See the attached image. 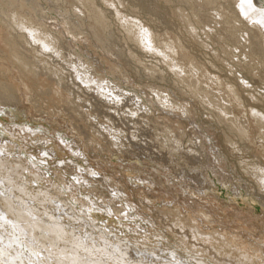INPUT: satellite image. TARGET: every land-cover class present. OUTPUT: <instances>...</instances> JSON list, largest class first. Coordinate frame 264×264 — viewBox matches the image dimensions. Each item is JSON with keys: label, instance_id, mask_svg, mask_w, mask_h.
<instances>
[{"label": "rangeland", "instance_id": "obj_1", "mask_svg": "<svg viewBox=\"0 0 264 264\" xmlns=\"http://www.w3.org/2000/svg\"><path fill=\"white\" fill-rule=\"evenodd\" d=\"M39 1L42 6H38L34 0H0V19L5 23L6 20L7 23L10 22L12 11L19 12L23 9L29 14L26 17L21 13L22 16L28 18L34 14L39 20H43L41 13L46 14L48 18L43 21L53 31L56 28L55 31L58 30L63 35L61 43L63 55L65 54L57 57L47 52L43 56L45 62L37 60L36 63L26 56L29 53L21 46H15L11 56L0 53V145L5 143V147L8 145L7 148L12 150L9 158L15 159L18 156L23 159L27 169L23 170V177L17 178L16 182L30 187L28 195L15 187L14 192L10 193L12 199L21 204L23 198L31 206L36 205L39 213H44L40 215L44 219L43 223L47 224L48 220L51 221L48 224L62 223L67 228L66 231L69 229L84 239L88 237L87 241L93 240V245L97 246L94 247L95 253L97 248H101L99 244L102 241L98 237L102 233L108 240L121 239V242L128 243L130 247L127 250L129 255L127 257L126 254L125 257L127 264H165L168 260L174 264L224 263L222 259L215 260L207 254L186 249L190 246L185 248L165 229V222L174 219L176 213L182 218H188L190 224L199 223L200 229L204 231L235 235L236 239L250 244L253 254H263V194L259 192L254 176L248 172L253 163L263 165V158H260L255 144L241 139L215 117L211 118L207 110L208 104L193 96L191 90L178 80L160 55L145 51L128 39L122 22L115 13L118 9L122 16L141 22L142 26H147L151 33H155L154 36L163 40H180V45L190 57L179 55L175 57L176 60L184 65L186 71L192 70V67L195 69L190 62L201 66L197 71H188L185 77L193 75L192 79H197L211 91L212 97L221 104L230 105L233 112L231 115L236 114L235 117H240L238 120L242 121L245 113L243 109L253 106L261 113L264 111L263 70L258 68L260 64L257 66L254 58L250 64L243 63V52L234 48L237 44L224 32L225 24L217 25L221 27L219 33L226 35L225 39L214 35L207 37L203 33L205 25H214L212 17L215 18L221 12L222 6L228 12L234 7L235 0H114V6L107 5L103 0H95L96 6L103 13L105 11L107 26L105 24V27L97 28L99 34L103 31L100 34L102 40L90 30L87 20H84L81 29L77 27L81 33L76 36L70 33L67 22L64 23L63 20L69 18L77 23L73 12L82 7L76 0ZM259 5L263 7L264 0H259ZM183 18H187V22H191L196 29L197 39L190 36ZM223 50L229 53L224 54ZM255 57L263 60L262 53H257ZM78 62L81 70L89 67L92 77L111 83L116 92L125 94L123 101L119 105L104 103L93 98L89 91L81 87L78 90L73 84L76 74L73 63ZM14 64H19L22 72L19 76L20 89L27 97L23 102L20 101L16 88L11 85V80H14L11 74H18ZM51 72L57 75L54 77ZM28 74L31 77L36 74L47 75L56 81L63 75L58 82H54L67 96L69 94V104L64 106L53 101L49 86L35 88L31 92L22 87V77H27ZM242 79L247 87H242ZM231 84L238 88L243 105L241 108L236 107L227 94L226 85L232 86ZM82 86L85 87L84 84ZM210 87L216 88L215 91ZM157 91L168 93L179 105H187L189 114L180 113L179 105L176 104L177 111L167 110L158 100ZM203 100L206 102V99ZM130 113L133 114L132 118ZM167 117L170 119L167 120ZM112 134H119L120 137V140L116 139L118 142L115 139L112 141L115 144L111 142ZM231 140L236 142L237 150L232 149L234 147L229 143ZM119 142L120 145L116 144ZM1 186L3 185L0 183ZM2 189L3 187L0 192L9 193ZM46 192L53 194L54 198L43 199L47 197ZM82 203L90 206L85 207ZM110 206L118 207L122 212L118 215L114 209L116 213H112L113 208H109ZM148 208L153 211L150 212ZM51 214L58 221H53ZM190 216L199 220L194 223L189 220ZM2 228L0 237L6 238L4 231L9 230L6 226L4 228L7 230ZM18 244L14 246L26 253L28 248H23L24 242ZM60 244L64 245V242H57L60 250L56 251L63 249ZM106 248L112 249L114 254L110 253L108 259L116 261L118 250H114L110 244ZM251 251H248L251 258L258 259V256L252 257ZM170 253H174L176 258ZM6 256L8 257L7 254ZM0 261L2 263L1 259ZM24 262L27 264L29 261L25 259Z\"/></svg>", "mask_w": 264, "mask_h": 264}, {"label": "bare ground", "instance_id": "obj_2", "mask_svg": "<svg viewBox=\"0 0 264 264\" xmlns=\"http://www.w3.org/2000/svg\"><path fill=\"white\" fill-rule=\"evenodd\" d=\"M103 1L106 2V4L110 5V6H114V3H115L114 0L112 2H111V0H103ZM115 1H117V0H115ZM205 1H207V0H205ZM34 2L37 3L38 6H42V4L40 3L39 0H34ZM76 2H78L82 7V8H77L78 11L74 10V12H73V15L77 18V23H75V21L73 19H69V18L68 19L64 18L65 20H63V22L65 21L64 23L67 22L66 24H68V29H69L70 33L72 34V36L73 35L76 36L79 33H81V31H80L81 26L83 25L84 20H87L90 23V25H89L91 28L90 30L92 32L96 33L97 36L101 37L100 34L103 31L99 34L98 33L99 29H97V28L98 27L101 28L103 26L105 27V24L107 26V23L105 21L106 18L104 16L105 11L103 13V10H101L99 7L96 6L95 0H76ZM233 2H234V5H233L234 7L233 8L230 7L231 9L228 12L225 11L226 10L225 7H224L225 9H223V6L219 5V6H222V9H220L221 12H219L217 15H215V18L212 17L213 18L212 23L214 25L213 26H210L208 24L205 25L203 27V33L207 37L214 35V36L218 37L219 39H220V37L225 39L226 35H222L221 33H219L220 32L219 29L221 27L220 26L217 27V25L225 24L226 28H225V31L224 30L223 31L228 33L233 38L235 43L237 44L236 46H234V48L242 50V52H243L242 55L244 57L243 63L244 64H248V63L250 64L253 61V58L256 59V61H257V62H255L256 65L258 66V64H260L258 68L263 70V80H264V6L260 7L259 0H235ZM211 3H210V5L213 4V3L212 4ZM122 5H123V3H122ZM22 7L23 8L25 7L24 3L22 4ZM114 8H116V7H114ZM117 8H119V7H117ZM117 10L115 11V13H116L117 17L119 18V20L122 22L121 23L122 27L125 29L126 34L128 36V39L133 40L135 43H137L145 51L152 52L153 54H156V55H160L162 57L163 61L170 68V70H172L175 73L178 80L180 82H182V84L184 83L186 85V87L191 90V92L193 93V96H196L198 99H200L202 103L208 104V105L206 104L209 107L207 110L210 112V114L209 113L208 114L211 118L215 117L219 121V123L221 122V123L225 124L227 126V128L234 131L241 139L247 140V142H250V144L251 143L255 144V146H256L255 149L257 148V151L259 153L260 158H263V163H262L263 165H260V163L259 164L253 163V165L250 166L248 172H250L254 176V178L257 182V185H258V190L261 193V195L263 194V203H264V111H263V113H261L255 107L250 106L249 108L247 107L248 109H243V111L245 113L243 114L244 119L242 121L238 120L240 117H238V118L235 117L236 114L232 116L231 114H233V112L231 110L232 107H230V105L228 106V105H225L223 103L221 104L219 102V100L214 99V97H212V95L210 94L211 91H209L205 87H203L201 85V83L198 82L197 79H192V78H194L193 75H190L192 78L191 77L190 78L185 77L186 76L185 74H187L188 71L189 72L192 70L197 71L198 69H200L201 66H197L196 64H193L192 62H190V64L192 66H194L195 69H193V67H192V70L186 71L184 65L182 66V64H180V62H178V60H176L175 57H179V55L180 56L183 55L184 57H187V56L190 57L189 55L186 54L185 50H183L182 46L180 45V42H179L180 40L178 41L177 39H173V38L172 39L169 38V40H163L162 38H159V36H154L155 33H151L152 31H150L148 28H146L147 26L145 27L144 24H143L144 26H142L141 22L139 23L135 19H129V18H127L126 15H125L126 17L122 16L121 15L122 13L119 11L121 13L120 14ZM201 12H202V8H201ZM21 13L25 14L26 17H27V14H29V13L26 14V12L22 9V10H19V12L12 11L10 19H9L10 22H8V23H7V20L5 23L4 21H2L0 19V53L4 54L6 56H11L12 51L14 50V47L15 46H18V47L21 46V47H24V49L27 53H29L26 56L31 58L32 61H34L36 63H37V60H39L38 62H43L44 61L43 56H45L44 54H46L47 52H50L57 57L65 56V54L63 55V51H62L63 50L62 49L63 44L61 43L64 40V39H62L63 35L61 36L60 33L57 32L58 30L55 31L56 28H54L55 30L53 31L51 29L52 27L49 28V26L43 21L44 19L48 18V16L46 14L41 13V17L43 18V20H39V19H37V17L34 14H32L30 17L26 18L25 16H22ZM39 14H40V12H39ZM197 14H198V12H197ZM191 15H193V14H191ZM228 15H231L230 19L229 18L227 19ZM186 16H188V14H186ZM197 16H195V17H197ZM187 18H183V20L185 21L186 26H187L186 27L187 31L189 32L190 36H192L194 39H197L198 32L193 27V25L190 24L191 22L190 23L187 22ZM189 20H190V18H189ZM13 25L16 27H14ZM53 26H55V25H53ZM77 27H79L80 29H77ZM77 30H79V32H77ZM104 35L102 34V36H104ZM84 36H85L84 38L87 37L86 35H84ZM14 37L19 38L20 40H17ZM100 39L102 40V37ZM106 39H107V37H106ZM107 46L110 47L109 45H106V47ZM184 49H185V46H184ZM225 52H226V54L229 53L227 50H223L224 54H225ZM257 53H259V55H261V53L263 54V60L258 58V57H255ZM48 63H50V62H48ZM70 65H72V64H70ZM79 66H80L79 62L73 63V68L76 71L75 77L73 79L74 80L73 84H75L78 87V90H79V87H81L84 90L89 91L90 94L93 95V98L96 97L98 100H100L101 102H104V103H107V102L112 103L113 102V105L114 104L116 105L118 103H121V101H123V98H124L123 96H125V94H121L119 92H116L113 89L114 87L111 86V83H108L107 81H104V80H101V79H98L95 77H92V75L89 74V72H91V71H89V69H90L89 67H86L85 69L81 70L79 68ZM13 67L17 71L18 74H14V73L11 74L12 79H14V80H11L12 81L11 85H13V87L16 88L15 90H17L18 94H20V98H21L20 101L22 100V102H23V101L27 100V97H26V93L23 94L21 89H20V82L19 81L21 79H19L20 78L19 76H20V74H22V72L19 69V64H14ZM6 69H7V66H6ZM63 69L64 68H62V70ZM52 73L54 74L53 75L54 77H55V75H57V73L55 74L54 72H51L50 74L52 75ZM59 73H62V72L59 71ZM151 74H154V72H151ZM62 76L63 75H61L60 78ZM22 78L24 80L22 87H24L25 89H29L30 92L34 91L35 88L40 89L44 86H49L51 89V95H52L53 101H55L56 103L64 104V106L69 104L68 103L69 102V98H68L69 94L67 96V94L61 88H59V86H57L58 84L57 85L55 84V82H58V80L60 78L57 79V81H56V80H53V78L51 76L49 78V77H47V75L44 76V75H40V74H38V75L36 74L34 77H31V74H28L27 77H22ZM243 80L244 79L241 80L242 81V87H244V86L247 87V83ZM53 82H54V84H53ZM82 84H84L85 87H83ZM217 84H215V85H217ZM218 85H220V84H218ZM7 86H8V84H7ZM226 87H227V94L230 98V101L233 102V104L236 107L241 108L243 105H242V101H241V97H240L238 88H236V86H234V85H232V86L226 85ZM215 89H212V90L215 91ZM222 89H224V88H222ZM4 91H5V89H4ZM12 91H13V89H12ZM76 92H78V91H76ZM218 92H220V90ZM156 94H157L158 100L163 103V105L166 107V109L169 108L170 110L172 109L171 111H173L176 109L175 104L179 105V104L175 103L174 100H172L173 98L169 97L168 93L163 94L160 91L159 92L157 91ZM220 94H222V93L220 92ZM224 95H225V92H224ZM1 96H2V93H1ZM3 96H5V95H3ZM13 96H15V95H13ZM87 96H90V95H87ZM5 97L8 98L9 96L6 95ZM17 97H19V96H17ZM12 98H14V97H12ZM203 99H206V102H204ZM224 99H226V98L224 97ZM14 100H16V98H14ZM89 100H90V98H89ZM133 100H134V98H133ZM139 101H140V99H139ZM140 102H142V101H140ZM17 103H19V102H17ZM135 103H136V100H135ZM226 104H227V102H226ZM138 105H140V104H138ZM180 105H179L178 111L182 114H185V113L189 114V110L187 108V105H182V104H180ZM134 108H136V106ZM169 109H167V110H169ZM175 111H177V110H175ZM243 111H242V113H243ZM141 113H143V112H141ZM132 115L133 114L130 113V117ZM239 115H241V113ZM135 116H136V114H135ZM141 116H142V114H141ZM169 119L170 118H168L167 120H169ZM115 132H117V131H115ZM118 132H120V131H118ZM118 135L119 134H112L113 139L111 140V142L114 139L116 140L118 138L120 140V137H118ZM122 135L124 136V134H122ZM123 136H121V137H123ZM123 139L125 140V137ZM123 139H121V141ZM229 143L231 144L232 147H234V148H232L233 150L238 149L237 148L238 146H237L235 141L231 140V141H229ZM112 144H115V142L114 143L112 142ZM116 144L120 145L121 142L116 143ZM178 145H176V146H178ZM7 147H8V145L5 147V143L3 145H0V183L3 185V186H1V187H3L2 190H5V191L7 190L9 192L8 194L3 193V191L0 192V228L1 227L4 228V226H6L9 230V231H4V232H6L7 235L3 233L4 236L6 235V238L4 237L5 239L0 237V259L2 260V263L0 261V264H25V262H24L25 259H27L29 261L27 264H114L113 263L114 259L112 262L108 259L109 254L110 253L112 254V252H113L112 249L106 248V245H109V244L112 245L114 250H118V252H119V254L117 256L115 255L117 257L116 261H114V262H116L115 264H127L128 263V261L125 259V257L127 254V250L130 247H129L128 243L121 242L122 241L121 239L118 238L119 241H115L114 239L108 240V239H106V235L104 233H102V236L98 237V240L102 241L99 244V246L101 248H97V250H96L97 253H95L94 247H97V246L93 245V242H92L93 240L87 241L88 237H86L87 239H84V237L80 236L78 233L74 234V233H72L73 231L71 232L69 229H68V231H70V232L66 231L67 228H64V225L62 223L54 222L52 224H48V221H50V220L47 221V224L43 223L44 219H43V217H41L43 212L39 213V208L36 207V205L31 206L30 203L26 199H23L21 197V195H19L20 198H22V202L20 201L21 204L19 202L16 203V201H14L12 199V197L10 196V193L14 192L13 189L15 187H16V189L23 192L24 194L29 193L28 191H29L30 187H27L25 184H22V183L21 184L17 183L18 182L17 178L23 177V175H24L23 170H26L27 166L25 165L23 159L19 158L18 156H16V157L13 156V157H15V159L19 158L18 160L9 158L10 155L12 156V152H11L12 150H10ZM115 147H116V145H115ZM177 148L179 149V147H177ZM2 155H5V156H2ZM30 172H31V170H30ZM34 173L38 174L36 171ZM32 177H33V175H32ZM36 180H39V178H37ZM45 180H46V178H45ZM25 183H27V182H25ZM1 187H0V189H1ZM53 189H54V187H53ZM45 195H47V197H43V199H45V200H51L52 198H54L53 194H51L49 192H46ZM124 195H126V193ZM141 198H143V197H141ZM143 199L149 200L146 197ZM16 204H18V205H16ZM129 205H130V207L132 206L131 204H129ZM83 206L86 207V206H90V205H88V204L86 205V203H84ZM199 206H200V204H199ZM134 207H136V204L134 205ZM109 208H113V207L110 206ZM114 209L117 211L118 215L122 212V209H118V207H116V208L112 209V213H116V211L115 212L113 211ZM104 210H105V207H104ZM148 210H149V208H148ZM150 210L153 211L152 208ZM196 210H198V209H196ZM154 211H155V209H154ZM201 211H204V210H201ZM157 212H160V211L157 210ZM84 213H86V212H84ZM87 213H89V212L87 211ZM160 213H162V212H160ZM163 213H165V212H163ZM174 213H176V212H174ZM180 213H181V211H180ZM154 214H156V213H154ZM178 214L179 213H176L175 217L173 216L174 219H170V221L165 222V224L167 225V228H165V229H167V231L170 232V234H173V236H175L177 238V240L179 241V243L181 245H183L185 248L187 246L191 247V249H190V247H187L186 249L193 250V251H199L204 255L207 254L208 256H210L212 259H215V260L222 259V261L224 262L223 264H264V253L261 255H257V253L253 254V252L251 251L252 248H250V244L246 243V241H243L241 239H236L235 235H231V234L228 235L226 233L220 234L217 232L204 231V230L200 229L199 223H195V222H197V220H199L198 218L190 216L189 220H191L192 222L195 223V224H193V223L190 224L187 221L188 218L186 219V217L184 216V218L186 219V220H184V218H182ZM36 215L39 217H37ZM83 216H86V215H83ZM158 216H160V215H158ZM50 218H53L52 219L53 221L57 220L55 217L52 216V214L50 215ZM162 219H163V216H162ZM83 220L87 221L86 218H83ZM89 220H91V219L89 218ZM7 228H4V229L7 230ZM0 232H1V230H0ZM78 232L80 233V231H78ZM176 232H177V235H176ZM3 234H2V236H3ZM107 234H108V232H107ZM82 237H83V239H82ZM10 239H12V240H10ZM22 241L24 242V247L23 246L22 247L25 249H26V247L28 248L26 253H24L22 250H21L22 251L21 252L17 247L14 246L15 244L22 243ZM57 242H59V243L64 242V245L60 244L61 246H63L64 250L62 249L61 251H56L57 249H59V245H57ZM18 245H16V246H18ZM256 245H258V244H256ZM146 246L147 245L145 244V247ZM20 247H21V245H20ZM67 248H69V249H67ZM6 250H11V251H8L9 253H7ZM134 250H136V249H134ZM138 250H140V249L138 248ZM138 250H137V252H138ZM152 250L154 251V249H152ZM248 251L252 252V257H253V255L258 256V259H256V260L254 258L252 259L251 253H249ZM93 252H94V255H92ZM5 253L8 255V257L6 256ZM173 254H171L172 257H174ZM112 255L114 256V254H112ZM128 255L129 254H127V257H128ZM92 256L94 258H92ZM196 256H197V254H196ZM226 257L228 259H226ZM174 258H176V255ZM177 259H180V258H177ZM174 261L177 262V260H175V259H174ZM174 261H172V262H174ZM155 262L157 263V261H155ZM133 264H137V263L134 262ZM165 264H174V263H171L170 260H168L167 263H165ZM176 264H178V263H176ZM184 264H188V263L186 262Z\"/></svg>", "mask_w": 264, "mask_h": 264}]
</instances>
